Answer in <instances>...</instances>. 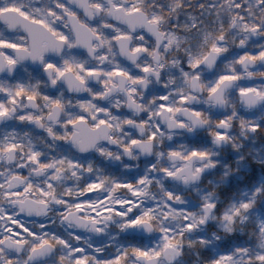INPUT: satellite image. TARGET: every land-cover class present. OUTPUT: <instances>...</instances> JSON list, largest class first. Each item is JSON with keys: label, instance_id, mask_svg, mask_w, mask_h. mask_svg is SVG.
I'll return each instance as SVG.
<instances>
[{"label": "snow or ice", "instance_id": "6c2138e0", "mask_svg": "<svg viewBox=\"0 0 264 264\" xmlns=\"http://www.w3.org/2000/svg\"><path fill=\"white\" fill-rule=\"evenodd\" d=\"M0 264H264V0H0Z\"/></svg>", "mask_w": 264, "mask_h": 264}, {"label": "flooded vegetation", "instance_id": "af4514ba", "mask_svg": "<svg viewBox=\"0 0 264 264\" xmlns=\"http://www.w3.org/2000/svg\"><path fill=\"white\" fill-rule=\"evenodd\" d=\"M258 83H259V81H258ZM258 140H259V138H258ZM87 195V194H86Z\"/></svg>", "mask_w": 264, "mask_h": 264}]
</instances>
